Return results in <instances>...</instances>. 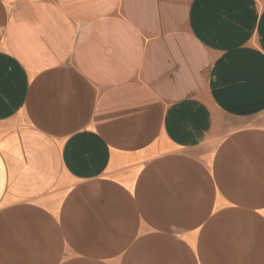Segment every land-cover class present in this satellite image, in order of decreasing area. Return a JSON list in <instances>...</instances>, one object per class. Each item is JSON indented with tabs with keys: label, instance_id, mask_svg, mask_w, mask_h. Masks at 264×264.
<instances>
[{
	"label": "crops",
	"instance_id": "obj_1",
	"mask_svg": "<svg viewBox=\"0 0 264 264\" xmlns=\"http://www.w3.org/2000/svg\"><path fill=\"white\" fill-rule=\"evenodd\" d=\"M0 264H264V0H0Z\"/></svg>",
	"mask_w": 264,
	"mask_h": 264
}]
</instances>
